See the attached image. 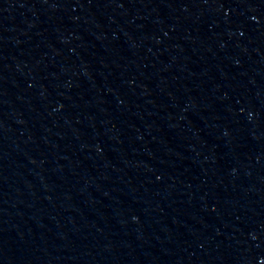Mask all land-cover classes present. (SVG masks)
I'll use <instances>...</instances> for the list:
<instances>
[{
	"label": "water",
	"instance_id": "1",
	"mask_svg": "<svg viewBox=\"0 0 264 264\" xmlns=\"http://www.w3.org/2000/svg\"><path fill=\"white\" fill-rule=\"evenodd\" d=\"M0 264H264V0H0Z\"/></svg>",
	"mask_w": 264,
	"mask_h": 264
}]
</instances>
